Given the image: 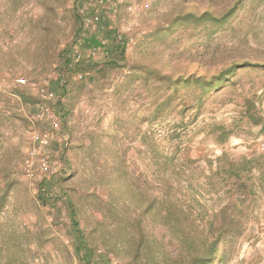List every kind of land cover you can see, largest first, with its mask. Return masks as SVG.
<instances>
[{
	"label": "rangeland",
	"instance_id": "obj_1",
	"mask_svg": "<svg viewBox=\"0 0 264 264\" xmlns=\"http://www.w3.org/2000/svg\"><path fill=\"white\" fill-rule=\"evenodd\" d=\"M234 2L0 0V264H83L71 207L93 264H175L174 228L149 204L161 192L157 151L173 154L176 163L195 160L188 165L206 213L198 221L212 238L207 225L224 198L220 186L215 192L207 184L208 159L215 168L223 152L233 159L264 155V0H244L222 25L198 19L205 12L219 16ZM91 10L126 40L125 60L106 54L102 47L112 41L88 15ZM92 36L102 45L94 54L85 47ZM62 53L72 61L79 53L84 63L65 69ZM110 59L128 66L108 64ZM244 63L205 96L196 118L186 110L185 127L175 126L180 117L174 114L148 120L163 96L157 100V84L144 83L145 75L213 79ZM59 73L67 84L65 118L53 93ZM183 91L180 99L187 103ZM34 131L50 133V145L37 147L61 163L45 180L26 172ZM175 131L180 137L173 139ZM261 171L255 169L258 194L242 214V234L224 261L218 250L211 264H264ZM163 172L174 173L171 166ZM41 185L48 192L44 202L38 199Z\"/></svg>",
	"mask_w": 264,
	"mask_h": 264
},
{
	"label": "trees",
	"instance_id": "obj_2",
	"mask_svg": "<svg viewBox=\"0 0 264 264\" xmlns=\"http://www.w3.org/2000/svg\"><path fill=\"white\" fill-rule=\"evenodd\" d=\"M243 5L244 0H235L233 6L227 12L216 17L205 12L198 19H202L205 22L212 21L222 25L229 20L230 16L241 9ZM88 15H90L97 26L99 25V29L105 32L103 37H107L108 41H112V44L107 42L108 44L102 47L106 54L109 53L113 56L117 55L120 60H125L124 53L127 43L122 35L117 33L115 29L107 30L106 27H104L105 25L102 23L100 24V17L96 15L93 10L89 11ZM75 17L82 23L83 17L78 14L77 11ZM100 46H102L100 41L96 36H92L89 38L85 47L88 48V50H97V47ZM63 53H66V51H63ZM63 53L61 54L62 57L64 56ZM69 58V54L63 57L65 69L70 64L82 65L84 63V61H81L83 59L75 58V61H72ZM119 62H123L124 67L128 66L126 61H116L114 59L107 61V63L111 65H118ZM246 65L248 64H231L224 68L213 79L194 75L174 79L170 74L161 73L159 71H153L152 76L149 78L145 75L144 83L148 82V79H153L157 84V92H155L157 93V100L158 96H163L162 100L157 101L155 109L151 115L148 116L150 118L148 120H161L169 114H174L180 117V121L176 123L175 126L179 128H182V126L185 127L183 118L186 116V110L190 108L193 109V118H196L199 115L200 107L205 96L217 90L223 83L229 81L240 66ZM65 69H63V72ZM133 69H136V67ZM195 88L199 91L198 93H193V95L192 92H194ZM53 89L57 109L63 118H65L69 109L64 103L67 89L64 73L58 74L56 86ZM168 89L172 90L166 93ZM181 89L186 91V93L183 91L185 94H188L187 98L189 102L184 103L185 98L180 99L181 93H179V91H181ZM177 98H179L180 101ZM259 119L261 120V118L258 117V120ZM262 128L264 129V124ZM219 129L221 133H227L224 127L220 126ZM178 137H180V134L177 131L171 135L173 139ZM157 152L159 155L158 169L160 172L159 183L157 185L161 192L153 195L149 204L155 208L158 214L162 213L160 216H162L164 222L166 221V224H171L174 228V230H172V228L171 230L174 233V237H176L179 242L175 247L177 252L174 257L175 264H211L218 250L222 251V255L219 257L220 262L224 261V255L227 254L226 252L233 250L236 238L240 236L244 230L246 219L244 220L242 218V214L247 210L246 208L249 209L251 202H255L256 200L258 194L254 190L256 168L262 169V176H258V178L264 180V155H258L256 157L242 156L238 159H233L229 157L227 153L223 152L220 156L216 157L215 168H212L213 160L208 159V174L205 175L204 173L207 178V184L209 188L213 189L215 192L219 191L217 186H220L224 198V203L220 205L219 209L211 213V221L208 222L207 227L209 231H214V234L212 238L209 239L207 233L205 234L201 229L200 222L198 221L200 216L206 214L203 211L205 203H202L203 201L200 199L199 194L195 191L196 186L200 185L194 176L195 169L188 165L195 163V160L186 157L185 161L176 163L173 154L164 155L160 151ZM170 166L174 171L173 176H167L166 173L163 172V169ZM181 181L186 184L184 185L185 187L180 184ZM183 189L185 190L182 191ZM223 189L225 191H223ZM46 197H48V192H46L45 187L41 185L38 199L44 202ZM183 203H185V205H183ZM68 205H70V203H68ZM197 207H201V210L195 213L194 211ZM201 211L203 213H201ZM69 213L72 219V228L77 239L75 251L79 253V258L83 264H93V250L81 236V230L78 222L74 218L75 213L72 207L69 208ZM215 222H217V224H215Z\"/></svg>",
	"mask_w": 264,
	"mask_h": 264
},
{
	"label": "built area",
	"instance_id": "obj_3",
	"mask_svg": "<svg viewBox=\"0 0 264 264\" xmlns=\"http://www.w3.org/2000/svg\"><path fill=\"white\" fill-rule=\"evenodd\" d=\"M91 54L95 53V49L90 50ZM76 56L79 58L80 54L77 53ZM43 111L49 114L46 107H43ZM52 136L47 131H34L31 135V141L33 147L29 150L28 164L26 172L28 177L32 179L45 180L57 174L61 167V163L57 160L52 159L44 151H39L37 146L47 147L50 145Z\"/></svg>",
	"mask_w": 264,
	"mask_h": 264
}]
</instances>
